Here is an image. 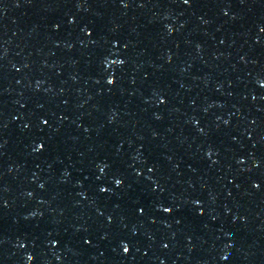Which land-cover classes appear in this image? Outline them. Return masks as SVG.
<instances>
[{
    "label": "water",
    "instance_id": "95a60500",
    "mask_svg": "<svg viewBox=\"0 0 264 264\" xmlns=\"http://www.w3.org/2000/svg\"><path fill=\"white\" fill-rule=\"evenodd\" d=\"M0 264H264V0H0Z\"/></svg>",
    "mask_w": 264,
    "mask_h": 264
},
{
    "label": "snow or ice",
    "instance_id": "6c2138e0",
    "mask_svg": "<svg viewBox=\"0 0 264 264\" xmlns=\"http://www.w3.org/2000/svg\"><path fill=\"white\" fill-rule=\"evenodd\" d=\"M125 251H127V248H125Z\"/></svg>",
    "mask_w": 264,
    "mask_h": 264
}]
</instances>
